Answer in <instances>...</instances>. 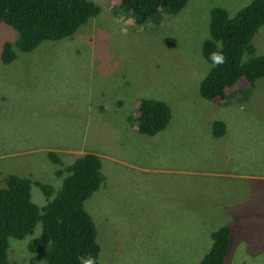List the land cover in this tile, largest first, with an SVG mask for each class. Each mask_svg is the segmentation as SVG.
Segmentation results:
<instances>
[{
    "label": "rangeland",
    "instance_id": "rangeland-1",
    "mask_svg": "<svg viewBox=\"0 0 264 264\" xmlns=\"http://www.w3.org/2000/svg\"><path fill=\"white\" fill-rule=\"evenodd\" d=\"M89 1L99 14L71 37L16 52L9 64L0 59V188L16 175L58 191L55 172L93 154L104 181L84 209L96 227L100 264H198L224 226L230 245L223 264H264V77L224 104L199 94L210 69L201 48L212 9L234 17L252 0H189L178 14L160 12L144 25L112 0ZM16 38L0 24V54ZM251 43L256 56L264 54V26ZM142 99L170 109L156 139L136 132ZM215 122L224 137L213 136ZM195 159L212 176L162 172L196 167ZM171 184L187 186L179 189L184 204ZM31 200L46 203L34 185ZM40 233L37 224L32 236L11 239L8 260L48 264V245L39 261L27 250Z\"/></svg>",
    "mask_w": 264,
    "mask_h": 264
},
{
    "label": "trees",
    "instance_id": "trees-1",
    "mask_svg": "<svg viewBox=\"0 0 264 264\" xmlns=\"http://www.w3.org/2000/svg\"><path fill=\"white\" fill-rule=\"evenodd\" d=\"M189 0H112L117 10L130 15L136 24H148L158 13L178 14ZM99 14V7L89 0H0V24L12 29L17 38L2 45V64L13 62L19 53H31L43 42H56L71 37L81 26ZM264 26V0H252L230 17L226 10L214 8L209 23V39L202 44V55L210 69L199 85L200 97L224 104L235 91H249L256 80L264 77V54L255 55L251 43ZM222 50L226 62L213 66L210 53ZM246 57V59H245ZM136 132L154 137L169 123L166 103L142 99L136 106ZM213 136L221 138L222 122L212 124ZM53 164L60 165L55 153H48ZM61 186L33 182L29 178L8 175L0 188V264H19L8 260L11 239L32 236L37 224L41 233L27 244L32 261L49 246L48 264H79L77 257L91 253L99 263L97 231L84 203L99 189L104 177L100 159L84 154L71 165L57 170ZM36 186L46 199L43 207L31 200ZM212 245L198 264H223L230 245L226 226L211 234Z\"/></svg>",
    "mask_w": 264,
    "mask_h": 264
},
{
    "label": "crops",
    "instance_id": "crops-1",
    "mask_svg": "<svg viewBox=\"0 0 264 264\" xmlns=\"http://www.w3.org/2000/svg\"><path fill=\"white\" fill-rule=\"evenodd\" d=\"M160 134V133H159ZM158 134V135H159ZM158 135H156V136H154V137H151V138H154V139H156V137L158 136ZM225 135H223V137H224ZM156 141V140H155ZM98 157V156H97ZM99 158V157H98ZM195 164H196V167H189L188 169H185V168H182V171H180V170H169V169H167V170H163L162 172L163 173H166V172H168V173H170V174H172V175H174V174H177L178 176H181V175H191V176H195V175H199V176H206V175H208V176H212L209 172H206L205 170L207 169V168H209V166L208 165H204V164H201V162H198L196 159H195ZM182 163H183V160H182ZM220 175H218V177H219ZM227 176V175H226ZM211 187H210V190L213 192V193H216V188H215V186L214 185H210ZM186 185H181V184H179V185H176V184H174V185H170L169 186V188L171 189V190H173L174 189V191H171V194L172 195H174V197L176 198V200H177V202H180V203H182V204H184L183 202V198H184V196H185V194H184V192H182L181 190H179V189H186ZM210 199H212V198H210ZM196 201V203H199V200L197 199V200H195ZM212 202L214 203V202H216V201H214V198L212 199Z\"/></svg>",
    "mask_w": 264,
    "mask_h": 264
},
{
    "label": "clouds",
    "instance_id": "clouds-1",
    "mask_svg": "<svg viewBox=\"0 0 264 264\" xmlns=\"http://www.w3.org/2000/svg\"><path fill=\"white\" fill-rule=\"evenodd\" d=\"M209 59L212 61L213 66H218L226 62V57L222 50L210 53ZM79 264H97V258L92 256L91 253H86L84 256H78Z\"/></svg>",
    "mask_w": 264,
    "mask_h": 264
}]
</instances>
